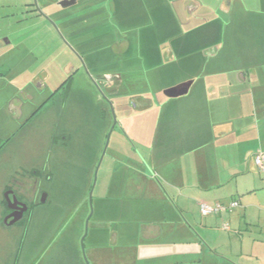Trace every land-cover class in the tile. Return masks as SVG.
I'll use <instances>...</instances> for the list:
<instances>
[{"label":"crops","instance_id":"crops-1","mask_svg":"<svg viewBox=\"0 0 264 264\" xmlns=\"http://www.w3.org/2000/svg\"><path fill=\"white\" fill-rule=\"evenodd\" d=\"M123 1L128 3V0ZM156 1L153 8L159 11L166 2L170 11L180 6L186 20L184 31L175 39L171 36L170 44L166 43L162 52L139 53L128 58L135 60L144 56V60H149L154 87L157 69L165 75L172 69L169 65L195 57H198L194 64L200 68L199 77L185 88L183 84L188 79L162 89L165 99L158 100L162 98L159 92L154 98L140 96V100L150 99L149 105L133 112H151L158 104L156 117L132 118L128 115L131 110L128 111L121 120V128L126 127L124 132H117L110 145L112 166L99 186L97 202L105 220L118 226L110 231L115 234L114 244H120L118 263L264 264V162L262 169L254 163L257 154L264 160V0H216L215 5L206 0H161L159 5ZM24 4L17 8L22 9ZM188 5L194 6L189 12L186 11ZM9 6L1 4L0 18H8L3 12ZM148 8L151 10V5ZM233 9L235 13L231 18L222 20L219 16H227ZM202 10L203 14L195 19ZM123 19L124 24L120 25H127L136 17ZM233 20L251 29L255 56L234 53L221 61L217 45L216 51L205 53L209 42H220L222 33ZM239 37L245 38L246 34ZM1 39L0 52L10 44L8 38ZM192 45H202L204 51H184L186 46ZM125 63L128 65V61ZM182 64L184 69L177 74L187 78L190 63ZM4 76L0 72L2 87ZM227 76H232L230 82L222 78ZM19 79L12 84L20 92L16 90V97L5 101L10 118L11 108L21 111L24 108L22 102L27 93L21 88L26 86H21ZM88 87L83 90L91 92L93 88ZM70 92L66 103L82 99H75ZM94 97L97 102V94ZM80 104L86 109L85 103ZM104 123L108 129L106 119ZM53 142L51 150H66L72 143L71 139L66 141L63 137L58 144ZM89 146L92 157L96 150ZM74 160L81 163L79 158ZM89 160L90 166L91 158ZM231 201H237L238 206L230 213L202 216L199 212L201 203L214 205ZM225 224L228 230L223 229ZM14 238L15 244L7 252L9 264H19L24 247L21 234ZM21 264H26L25 260Z\"/></svg>","mask_w":264,"mask_h":264},{"label":"rangeland","instance_id":"rangeland-1","mask_svg":"<svg viewBox=\"0 0 264 264\" xmlns=\"http://www.w3.org/2000/svg\"><path fill=\"white\" fill-rule=\"evenodd\" d=\"M38 1L41 6L42 1ZM56 1L52 0L51 3L53 4ZM206 1L210 5L216 4V0ZM28 2L30 0H0V6L4 3L11 5V7L5 8L3 12L8 15V18H0V38H2V41L8 38L10 42L0 52V72H3L4 77H6L4 79V86H0V188L3 184L2 182H7L17 168L22 167L24 170L21 173L23 174L30 173L33 169L38 168V171L41 173L40 183L43 189L47 191L48 198L44 205L39 204L35 208L33 215L24 223L25 227L22 225H17L18 227H4L1 221L5 215V210L0 202V264H9L7 252L13 247L12 244H15L12 241L17 237L14 238V236L21 234L22 227L26 228L22 236L25 244L19 264L24 262L23 258H25L26 254H30L31 251L34 254L40 255L41 264H85V261L82 259L79 242L84 233L85 221L89 215L91 217L84 240V254L87 263L119 264L117 256H119L120 244H114L115 234L110 232L116 227L118 228V226L116 223H110L108 220H105L106 217L100 214L97 193L100 190L99 186L102 179L106 177L112 166L111 161H109L111 157L110 145L115 139L116 134L124 132L126 127L121 128V120L126 118L128 112L125 114L121 113L115 106V100L112 99V101H108V103L110 102L109 106L101 99L96 102L94 95L97 93L99 96V92L95 88V91L91 89V92H86L83 89H89V76L96 77L106 71V73L112 72L117 60L118 62H122L123 59L125 62L128 61V65L121 64V72L126 70L125 72L128 73L129 70L143 69L142 72L135 74L139 76L135 78L138 79L137 83L135 85L131 84L132 87H128V91L126 90L125 95L123 94L125 103L131 98V95L138 94L154 98L157 92L162 94V89L171 88L184 79H188V81L197 79L200 68H197L194 61L198 57L190 61L183 60L169 65V68L173 70L168 69L165 75H162L161 69H157L158 75H156L155 87L149 83V70L151 67L149 60H144V56L141 59V56L137 57L135 60L128 58V54L131 52H138L141 55L162 52L165 44H170L171 40L168 39L171 36L175 39L184 31L186 24L185 16L182 15L180 6L176 7L177 10L173 6L174 8L170 11L168 2L164 4V7L161 5V10L159 11L153 8L155 6L153 4L155 3L154 0L150 2L149 0H128L126 4L122 0H116L118 6L116 18L118 21H114L115 18L112 21V18H110L112 12L106 10V14H104L102 20L106 18L105 25H108V27H97L94 25L96 21L91 19L99 18V16H94L101 13L100 10L102 8L105 10L103 2L86 0L74 7L59 11H57L58 8H55L51 4L50 10H46V13L51 18H55V15L57 13L60 14V11H62L63 14L61 13V15L65 16L68 14V18L75 19L74 23L82 22L77 27V30L82 29L79 35H86L87 38L77 36L71 40V44L77 49L87 65L86 71L88 74L80 70L69 87L71 91H74L70 92V89L69 91L66 89L60 90L54 99L51 98L52 100L46 105L45 109L39 115L33 117V122L22 132L17 133V129L25 118L34 110L35 101L38 102L39 100L43 101V99H46L54 83L62 79L64 60L70 58V61H75L76 58L64 47V44L48 22L34 16L33 13H28L30 8L23 7L20 10L17 8V5ZM160 2L161 0H157L156 4L159 5ZM148 5H151V10H149ZM0 10H2L1 7ZM203 12V10L200 11L195 16V19H198L199 15L203 14ZM234 13L235 10L233 9L227 16H219L223 20L231 18ZM0 14H2L1 11ZM133 15L136 17L135 21L129 22L126 20V23L129 22L127 25H120L124 24L123 18L127 16L132 17ZM236 21L233 20L231 26L222 33L220 42H209L208 46L210 47L217 45L220 51L218 58L221 61H225L226 58L230 57V54L233 55L234 53H247L255 56L256 48L253 44L251 29L248 28L247 24L246 26L241 25ZM244 21L246 22L247 20ZM115 25L122 26L123 31L120 34L117 33L119 28H113ZM61 28H64L62 24L60 25ZM106 33L110 35L102 41L99 37ZM244 34H246L245 38L239 37ZM118 35L121 36L120 39L125 40L123 44H126L128 39L134 40L131 45V50L134 51H128L125 56L117 55V51H124H114L116 45H119L117 43L119 39ZM139 35L142 36L140 41H138ZM202 47V45L186 46L184 51L200 53L204 51ZM165 61L163 60V62ZM183 62L190 63L188 65V74L190 76L187 78H185L186 76L177 74V72H181V69H184ZM59 66L60 71H57ZM164 66L163 63L162 67ZM128 67L133 68L129 69ZM98 71L99 73H96ZM175 71L176 74H174ZM125 72L123 75L128 79L130 76ZM43 74H47L50 77L48 90L36 91L33 88L27 90L29 87L27 85L28 81L44 76ZM18 77H20V85L26 86L21 88L22 91H26L27 94L29 92V94L36 98L34 97L32 100L26 101L27 104L26 106L24 105L21 117H17L16 115L13 117V111L10 109L12 111L10 112L12 118H21L15 120L9 117L8 111H6L8 105L5 104V101L9 102L10 99L16 97L17 89L12 83ZM222 78H226L229 82L232 80V76ZM17 91L20 92V90ZM68 92L73 93L75 99H82L66 103ZM24 96L27 97L26 94ZM160 97L162 98H158V100L165 99L164 94ZM19 98L20 95L18 96ZM79 101L83 105L85 103L86 109L82 107ZM12 103L15 102L12 100ZM110 104L114 111L116 127L111 134L109 146L96 174V183L92 193V206H90L87 196L93 183L95 170L102 156L106 136L113 123ZM158 106L157 104L151 112H137V114L132 111L134 115L129 110L130 113L128 115H131L132 118H155L159 109ZM105 119L107 125H109L108 129L104 123ZM13 135L15 137L4 147V140ZM62 137L66 138V141L71 139V146H67L66 150H64L65 148L48 150V147L52 145L53 138H56L57 143L62 141ZM80 143L82 144L81 146ZM90 144L96 150L95 155L93 154L92 157L89 155V149H87L90 147ZM54 152H59V154L61 152V154H55ZM77 158L81 160V163L74 160ZM90 158L92 163L89 166ZM16 259V262H18L19 256Z\"/></svg>","mask_w":264,"mask_h":264},{"label":"flooded vegetation","instance_id":"flooded-vegetation-1","mask_svg":"<svg viewBox=\"0 0 264 264\" xmlns=\"http://www.w3.org/2000/svg\"><path fill=\"white\" fill-rule=\"evenodd\" d=\"M41 1L42 2H41V6H40L39 2L37 4V0H36V6H37V8H36L35 4L33 3V0H30V2L27 3V7H26V8H30L28 13L38 14V17H40L43 20H45L46 22H48L49 25L56 32L60 41L64 44V47L68 51H70L73 54V56L76 58H75V61H70L69 60L70 58L64 60V63L62 66V71H63L62 72V76H63L62 79L60 81H58L57 83H54L52 90L50 89L49 95H47L46 99H43V101L39 100L38 102L35 101L34 110L28 115L27 118H25L23 123L17 129V133H20L25 128H27L33 122V120H34L33 117L37 115V113H36L32 118H29L36 111V109L39 106H43L42 104L45 105L44 102L46 100H49V98H53V97H51L53 94H54L53 96H55L60 90L66 89L68 84H71V82L74 80L75 75L78 72H80V70H83L86 74H88V72L86 71L87 65L85 64L83 58L81 57V55L77 51V49L71 44V40L75 39V37H77V36L87 38L86 35H83V36L79 35V32L82 31V29H79V31L77 30L78 29L77 27H79V25H81L82 22L74 23V20H75L74 18H68V16L67 17H61L60 16L61 13L63 14L62 11H60L61 12L60 14L57 13L55 15L56 16L55 18L54 17L51 18L50 15L48 13H46V10H50L52 5H54L55 8H58L57 11L66 10V9H68L70 7H74V6L78 5V3L82 2V1H86V0H76L75 4H73L72 6H70L68 8H65V9H62V8L58 7V5H57L59 2L64 1V0H57L52 5L46 4L45 0H41ZM98 1L103 2L105 4L103 6L105 8V10H103L101 13H98V15L94 16V17L99 16V20H96L94 25L97 27H99V26L108 27V25H105L106 18H104L103 20H101L102 18H100L102 13L106 14V10H110L112 12L111 17H110V18H112V21L114 18H115L114 21H118L116 19V15L118 12L116 0H96V2H98ZM193 7L194 6H192V5H188L186 8V11L187 12L191 11V9ZM33 10H35V11H33ZM89 20H90V18H89ZM61 24H62V27L64 26V28L60 29ZM91 26H93V25H91ZM91 26H89V27H91ZM97 27H95V28H97ZM121 27L122 26H120V25L119 26H116V25L113 26V28H116V29L119 28V30H117L118 34H120L123 31V28H121ZM86 34H87V31H86ZM109 35H110L109 33H106V34L100 35L99 38H101V40L103 41L104 38L109 37ZM118 36H119V39L117 40V43L119 45L118 46L116 45L114 51H117V50H124V51H120V52L117 51V55L125 56V54H127L128 51H134V50H131V45L133 44L134 40L128 39L127 43L123 44V43H125V40L120 39V37H121L120 35H118ZM141 38H142V36L139 35L138 41H140ZM112 42H114V41H112ZM86 44H88V42H86ZM125 46H126V49H125ZM214 46L213 47L209 46L208 47L209 49L207 48L204 52L208 53V52L216 51V48ZM135 54H139V53L138 52L137 53L131 52L128 55H135ZM121 64L125 65L126 64L125 60H122V62H118V60H117L116 66L112 69V72L106 73L107 72L106 71L105 73H100L96 77H93V76L90 77L89 76L88 77L89 78L88 84L93 88V90L95 88V90H97L99 92L100 98L97 95L98 100L99 99L103 100L105 103H107L108 106L110 103V102L108 103V101L115 100V106L117 107V109L119 111H121V113L123 112L125 114L129 110L136 111V110H140L142 108H144V109L147 108L149 105L150 99H147L146 101L140 100L142 95H138V94L131 95V98L126 103L124 102L125 91L126 90L128 91V87H132V85H135V83H137L138 79H135V78L139 77V76L135 75V74L140 73V72L128 74L130 77L128 79H126L122 73H121V75L118 74L119 72H121V69H120ZM57 71H60V66L57 68ZM96 73H99V71ZM43 75L44 76H40L37 79H32L30 81V84H29V87L27 88V90H30L33 88L36 91H41V90L49 88L50 77L47 74L46 75L43 74ZM151 78H152V75L149 74V83L150 84H151ZM193 81L194 80H190V81H187L186 83H184L183 88L190 86L193 83ZM169 93H170V95L175 94L174 92H169ZM179 93H180V91H179ZM26 95H27L26 100H23V102H22L23 106L24 105L26 106V104H27L26 101L28 102V101L32 100V98L35 97L31 94H26ZM121 95H123V96H121ZM121 99H122L123 104H121L122 103ZM31 106L33 107V105H31ZM124 107H127V108H124ZM11 110L13 111V114H12L13 117H14V115H16L18 117L23 112V110L21 111L20 109H18L16 107L11 108ZM12 119L16 120V119H21V118H12ZM14 135L12 137H8V139L4 140V142H3L4 147H6L11 142L13 137H15ZM53 144H55V143L53 142ZM51 148H52V146L48 147V150H50ZM23 170L24 169L22 167L17 168L13 172L12 176L9 177V180L7 182H2L3 184L1 185V188H0V197H1L0 202H1V206L5 210V215L3 216V220L1 221V223L5 227H18L17 225H22L23 227H25L26 225H24V223H26V221L29 219V217H31L33 215L35 208L39 204L44 205L46 202V199L48 198L47 191L43 189V186H41V183H40L41 173H40V171H38V168L33 169L30 173L27 172L28 174L27 173L26 174L21 173ZM47 179H49V178H47ZM42 198H45L44 203H41ZM14 218H19V220H17L16 222H14L11 225L10 222H12L14 220ZM89 219H88V222H89ZM23 227L21 228L22 229L21 236H23V234L25 233L24 231L26 229ZM87 230H88V226H87ZM87 230L85 232V228H84V233L81 237V239L84 237L83 241H82L83 250H84V240H85L86 235H87ZM22 239H23V237H22ZM81 239H80V241H81ZM24 244L25 243L23 242L22 247L24 246ZM49 244H51V243H49ZM79 247H80V242H79ZM80 251H81V247H80ZM22 253H23V248H22ZM81 255H82V251H81ZM39 256L40 255H38L37 253L34 254L33 251H31L30 254H26V256L24 258L25 263L26 264H41V262H40L41 257L39 259ZM84 257H85V254H84ZM34 259L36 262L34 261ZM82 259H83V261H85L83 258V255H82ZM16 261H17V259H16Z\"/></svg>","mask_w":264,"mask_h":264},{"label":"water","instance_id":"water-1","mask_svg":"<svg viewBox=\"0 0 264 264\" xmlns=\"http://www.w3.org/2000/svg\"><path fill=\"white\" fill-rule=\"evenodd\" d=\"M75 1L76 0H64V1L59 2L57 5H58V7L62 8V9H65V8H68V7L72 6L73 4H75ZM33 3L35 4V7L37 8V6H36V0H33ZM110 110H111V114H112V118H113V123H112V126L110 127V130H109L108 134H107L106 142H105V145H104V148H103V151H102V156H101V158L99 160V165H98L97 169L95 170V173H94V176H93V183H92V186H91L90 191H89V194H88V202H89L90 206H92L91 205V202H92V193H93L94 186H95V183H96V174H97L98 169H99V166H100V164H101V162L103 160V157H104V155L106 153V149L108 147L111 134H112L114 128L116 127V119H115L114 111L112 109L111 104H110ZM44 202H45V198H42L41 199V203H44ZM90 217H91V215H89V217L85 221V232L87 230L88 219ZM17 220H19V218H14V220L12 222H10V224L12 225ZM83 238L80 241V247H81V251H82L83 258L85 260V264H88L86 258L84 257V250H83V243H82Z\"/></svg>","mask_w":264,"mask_h":264},{"label":"built area","instance_id":"built-area-1","mask_svg":"<svg viewBox=\"0 0 264 264\" xmlns=\"http://www.w3.org/2000/svg\"><path fill=\"white\" fill-rule=\"evenodd\" d=\"M263 157L261 154H257L254 157V163L255 165L259 168L262 169L263 168ZM238 206V202L237 201H231L227 204H222V203H217L213 206H209L206 205L204 203L200 204V213L203 216H206L208 214H215V215H219V214H223V213H230L232 212L236 207ZM224 230H228V226L225 224L223 226Z\"/></svg>","mask_w":264,"mask_h":264},{"label":"trees","instance_id":"trees-1","mask_svg":"<svg viewBox=\"0 0 264 264\" xmlns=\"http://www.w3.org/2000/svg\"><path fill=\"white\" fill-rule=\"evenodd\" d=\"M38 0H37V4H38ZM52 2V0H45V3L46 4H52L51 3ZM55 3V2H54ZM53 3V4H54ZM117 3V2H116ZM23 7H27V3H25L24 5H23ZM118 7V6H117ZM33 11H35V10H33ZM68 15V14H67ZM67 15H60L61 17H67ZM34 16H36V17H38V14H34ZM70 87V84H68V86L66 87V90H68L69 91V88ZM62 88V87H61ZM54 95V94H53ZM53 95L51 96V97H53ZM51 98H49V100H50ZM49 100H46V101H49ZM46 101L44 102V103H46ZM42 105H44V104H42ZM43 106H39L37 109H36V111L29 117V118H32L36 113H38V111H40V109L42 108ZM54 142H56V139H54ZM87 199H88V196H87ZM205 204V203H204ZM215 204H217V203H215ZM214 204V205H215ZM207 205V204H206ZM209 206H213V205H209ZM199 212H200V204H199ZM201 214V213H200ZM202 215V214H201ZM208 215H210V214H208ZM215 215V214H214ZM203 216V215H202ZM207 216V215H206Z\"/></svg>","mask_w":264,"mask_h":264}]
</instances>
